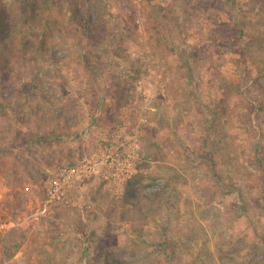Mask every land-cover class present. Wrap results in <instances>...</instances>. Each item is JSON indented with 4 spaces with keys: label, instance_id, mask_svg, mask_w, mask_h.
<instances>
[{
    "label": "rangeland",
    "instance_id": "374dc122",
    "mask_svg": "<svg viewBox=\"0 0 264 264\" xmlns=\"http://www.w3.org/2000/svg\"><path fill=\"white\" fill-rule=\"evenodd\" d=\"M54 4L0 0L17 47L0 63V264H264L247 107L264 91V0ZM141 116L133 180L46 204L57 166Z\"/></svg>",
    "mask_w": 264,
    "mask_h": 264
},
{
    "label": "built area",
    "instance_id": "2783aa9c",
    "mask_svg": "<svg viewBox=\"0 0 264 264\" xmlns=\"http://www.w3.org/2000/svg\"><path fill=\"white\" fill-rule=\"evenodd\" d=\"M147 118L141 116L131 131L124 124L116 132L98 134L95 149L71 165H59L51 173L46 188V204L68 201L78 183L98 180L104 187H121L138 174L141 159L142 126Z\"/></svg>",
    "mask_w": 264,
    "mask_h": 264
},
{
    "label": "trees",
    "instance_id": "16d2710c",
    "mask_svg": "<svg viewBox=\"0 0 264 264\" xmlns=\"http://www.w3.org/2000/svg\"><path fill=\"white\" fill-rule=\"evenodd\" d=\"M21 3H29V0H19ZM49 7L52 10H57V7L54 4V0H38ZM75 17V16H73ZM77 23V21H76ZM78 24V23H77ZM16 25V24H15ZM16 37V36H15ZM15 37L9 34V31L6 30V22L4 20H0V63L4 62L5 64H10V59L15 57V53L17 52V47L15 45ZM251 47V54L254 52V48L252 49V44H249ZM254 46V45H253ZM257 52L264 51V47L261 45L258 46ZM248 52V48L246 49ZM245 51V53H246ZM260 76L264 78V68H260ZM254 83V82H253ZM255 85H258V82L255 81ZM259 99L255 100V102L247 104L248 107V122L254 128V130L258 133L257 141H261L264 137V133L262 127L260 126L257 116L264 113V91H262L259 95ZM251 102V100H250ZM258 164H264L261 161ZM111 264H117L112 263Z\"/></svg>",
    "mask_w": 264,
    "mask_h": 264
},
{
    "label": "crops",
    "instance_id": "0c3cea01",
    "mask_svg": "<svg viewBox=\"0 0 264 264\" xmlns=\"http://www.w3.org/2000/svg\"><path fill=\"white\" fill-rule=\"evenodd\" d=\"M90 153H91V152H90ZM88 155H89V154H88ZM91 181H97V180L92 179V180H87V181H85V182L78 183V184L75 186V188H76L79 184H84V183L91 182ZM75 188H74V189H75ZM74 189H73V190H74ZM73 190H72V191H73Z\"/></svg>",
    "mask_w": 264,
    "mask_h": 264
}]
</instances>
